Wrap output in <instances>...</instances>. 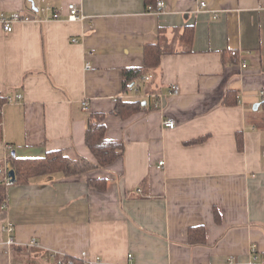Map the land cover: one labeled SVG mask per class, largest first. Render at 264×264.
I'll use <instances>...</instances> for the list:
<instances>
[{"label": "crops", "instance_id": "obj_1", "mask_svg": "<svg viewBox=\"0 0 264 264\" xmlns=\"http://www.w3.org/2000/svg\"><path fill=\"white\" fill-rule=\"evenodd\" d=\"M158 1L165 7L0 0L1 11L31 18L12 32L0 24V92L8 97L0 164L14 169L13 150L95 161L85 141L94 112L108 114V138L125 142L122 156L104 168L8 186L0 264H49L83 252L86 264H248L252 245L264 255V130L248 122L264 101V0ZM70 3L81 6L84 21L67 20ZM45 6L62 15L53 19ZM191 26L189 45L182 35ZM158 41L170 53L125 92L124 71L143 67L145 46ZM175 84L180 91L171 94ZM229 91L237 92L234 104L226 103ZM117 99H140L143 109L123 118L112 113ZM166 118L175 129L164 126ZM94 178L106 179L105 189L91 186ZM7 222L15 226L12 246ZM196 226L205 228L201 243L189 237Z\"/></svg>", "mask_w": 264, "mask_h": 264}, {"label": "trees", "instance_id": "obj_2", "mask_svg": "<svg viewBox=\"0 0 264 264\" xmlns=\"http://www.w3.org/2000/svg\"><path fill=\"white\" fill-rule=\"evenodd\" d=\"M146 7L150 10L157 8V0H146ZM193 36V27H187L182 35L185 43H191ZM171 47L161 41L148 43L145 46V64L143 67H131L124 71V91H130L135 84L150 71L157 69L161 64L162 56L170 53ZM232 57L237 56L233 52H229ZM230 98H226L227 104H234L237 102L235 91H229ZM233 97L231 98V96ZM230 99V100H229ZM8 97L0 92V120L1 110L3 105L7 102ZM262 109L251 111L248 116V122L257 129L264 130V101ZM143 109V102L140 99H117L116 106L112 113L117 114L123 118H128L131 115L138 113ZM108 114L104 112H94L90 115L88 129L85 133V141L90 148L95 161L85 157L73 159L61 150L49 151L44 157H18L10 153V162L15 170V183L25 182L30 177L36 175L50 174L55 172H62L66 177H73L80 174L87 173L94 169L104 168L115 162L125 150V142L122 139H110L106 136V117ZM0 134V139H1ZM199 139H193L190 142H198ZM240 145L242 140L239 141ZM89 184L93 187L105 189L107 184L106 179H90ZM7 203V186L0 183V210L5 207ZM205 228L203 226L192 227L189 230V237L191 242L201 243ZM49 264H86V262L79 257L68 255H57Z\"/></svg>", "mask_w": 264, "mask_h": 264}, {"label": "built area", "instance_id": "obj_3", "mask_svg": "<svg viewBox=\"0 0 264 264\" xmlns=\"http://www.w3.org/2000/svg\"><path fill=\"white\" fill-rule=\"evenodd\" d=\"M201 5H202V7H204L206 5V3L202 2ZM164 7H165L164 2H162V1L157 2V8H164ZM156 9H152L150 7V10H156ZM42 11L51 12L53 19H59L60 16L62 15L61 11L59 9L52 8L51 6H45L44 8H42ZM30 19L31 18L29 16L22 15L20 12H17V11L7 14V13L0 10V24L3 26V28L6 32H12L13 28H14V24L16 22H19L21 20H30ZM67 20L69 22H77V21L82 22L85 20V14L83 13V10H82L80 5L75 4V3H70L68 5ZM73 41L76 42L77 40L74 38ZM87 66L89 67L90 65L87 64ZM241 66L243 68H246L247 64L245 62H243L241 64ZM147 79H149V77ZM179 91H180L179 85L175 84L172 86L170 92H171V94H178ZM261 94L264 96V90L261 91ZM18 98L20 99L21 96H18ZM9 100L14 101L13 98H10ZM155 107L160 108V102H157L155 104ZM84 109L89 110L87 102H84ZM163 123H164V126L166 128H169V129H175L177 126L176 121L172 118H166L163 121ZM161 164H163V162H161ZM10 170L11 169L8 167V164L6 162L4 164H0V183H3L7 187L11 186L15 182V178L10 174ZM4 230L8 233V238H7L6 244L8 246H12V245L16 244L15 238L13 236L14 230H15L14 224L12 222H7V224L4 227ZM31 244L37 245V242L35 240H33L31 242ZM251 252H252V259L249 261L248 264H264V255L262 257L258 256L256 245L251 246ZM128 257L131 260L132 254H129ZM81 258L83 260H85L87 258L86 252L82 253ZM90 263H92V262H90Z\"/></svg>", "mask_w": 264, "mask_h": 264}, {"label": "water", "instance_id": "obj_4", "mask_svg": "<svg viewBox=\"0 0 264 264\" xmlns=\"http://www.w3.org/2000/svg\"><path fill=\"white\" fill-rule=\"evenodd\" d=\"M259 105H260L259 103L255 104L254 109H257V108L259 107ZM12 154L15 155L16 152L13 150ZM10 174H11L13 177H15V170H14V169H11V170H10Z\"/></svg>", "mask_w": 264, "mask_h": 264}, {"label": "rangeland", "instance_id": "obj_5", "mask_svg": "<svg viewBox=\"0 0 264 264\" xmlns=\"http://www.w3.org/2000/svg\"><path fill=\"white\" fill-rule=\"evenodd\" d=\"M23 264H27V263H23Z\"/></svg>", "mask_w": 264, "mask_h": 264}]
</instances>
